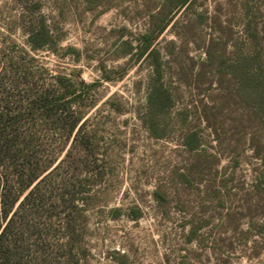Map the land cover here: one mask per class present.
Segmentation results:
<instances>
[{
	"label": "rangeland",
	"instance_id": "rangeland-1",
	"mask_svg": "<svg viewBox=\"0 0 264 264\" xmlns=\"http://www.w3.org/2000/svg\"><path fill=\"white\" fill-rule=\"evenodd\" d=\"M42 20L38 85L80 96L41 142L60 264H264V0H0V41Z\"/></svg>",
	"mask_w": 264,
	"mask_h": 264
},
{
	"label": "trees",
	"instance_id": "trees-1",
	"mask_svg": "<svg viewBox=\"0 0 264 264\" xmlns=\"http://www.w3.org/2000/svg\"><path fill=\"white\" fill-rule=\"evenodd\" d=\"M165 27L142 36L140 55ZM26 35L28 48L0 41V264H60L49 226L77 204L70 192L52 187L61 162L56 154H45L41 142L60 137V127L47 123L69 121L72 114L64 113L80 96L75 88L63 90L60 75L49 74L54 83L38 85L32 52L48 47L52 36L43 20ZM78 120L69 124L68 135Z\"/></svg>",
	"mask_w": 264,
	"mask_h": 264
}]
</instances>
